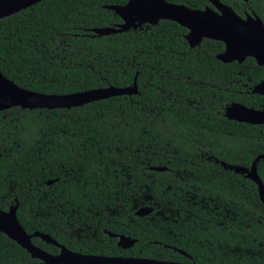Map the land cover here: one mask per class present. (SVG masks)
<instances>
[{"label":"trees","instance_id":"trees-1","mask_svg":"<svg viewBox=\"0 0 264 264\" xmlns=\"http://www.w3.org/2000/svg\"><path fill=\"white\" fill-rule=\"evenodd\" d=\"M128 1L44 0L0 20V71L20 88L66 95L138 85L136 95L70 110L1 112L0 211L18 203L27 233L80 254L190 262L183 251L196 264H264L258 187L221 166L250 168L264 155V125L224 116L232 103L264 109V96L250 89L264 81V67L252 58L224 64L222 42L191 48L188 30L167 20L97 35L122 24L106 7ZM219 1L264 22V0ZM257 169L264 184V159ZM147 206L154 212L138 218L136 208ZM104 229L137 244L123 250L97 234ZM33 243L60 253L39 238ZM33 262L0 233V264Z\"/></svg>","mask_w":264,"mask_h":264},{"label":"water","instance_id":"water-1","mask_svg":"<svg viewBox=\"0 0 264 264\" xmlns=\"http://www.w3.org/2000/svg\"><path fill=\"white\" fill-rule=\"evenodd\" d=\"M44 0H0V20L9 18ZM212 7L203 10L192 9L180 4H172L166 0H129L124 6H108L122 24L117 27L96 29L99 36L120 34L143 25L157 26L161 21H172L188 30L185 39L191 48L200 46L204 40L222 42L225 46L223 53L217 59L224 64L237 62L243 64L248 58L264 67V22L255 14L239 16L231 7L219 0H208ZM248 2V0H245ZM138 94L137 79L133 85L126 88L109 87L66 95H46L25 90L8 80L0 71V113L15 107L23 110H56L83 107L96 101L106 100L118 96H132ZM253 94L264 96V81L254 86ZM225 118L238 123L253 126L264 125V109L249 108L240 103L229 105L224 114ZM264 155L258 156L250 168L228 165L221 166L226 170L245 176L253 181L257 187L261 201L264 203V184L258 175V163ZM217 163H219L217 161ZM151 171L165 172V167H151ZM49 181L48 184H53ZM17 201V200H16ZM19 204H15L8 211H0V233L16 242L22 249L36 260L24 264H196L183 251H178L191 262H169L148 258L101 256L80 254L67 249L57 243L51 236L39 232L29 234L19 222L17 212ZM154 212L153 207H142L135 212L138 218H144ZM111 238L118 239V247L130 250L137 240L126 236L109 233ZM34 238L60 249L57 255L50 254L33 243Z\"/></svg>","mask_w":264,"mask_h":264},{"label":"flooded vegetation","instance_id":"flooded-vegetation-1","mask_svg":"<svg viewBox=\"0 0 264 264\" xmlns=\"http://www.w3.org/2000/svg\"><path fill=\"white\" fill-rule=\"evenodd\" d=\"M254 13H252V14H250V15H253ZM249 59V58H248ZM256 62V61H255ZM245 63V62H244ZM261 82V81H260ZM259 82V83H260ZM258 84V83H257ZM257 84H255V85H257ZM254 85V86H255ZM254 86H252V88H250L251 89V93H253V89H254ZM246 87H248V85H246ZM260 96V95H259ZM217 163V162H216ZM218 164V163H217ZM55 182V181H54ZM147 207H149V206H147ZM142 208V207H141ZM138 209H140V208H136V211L138 210ZM109 233H111V232H109L108 230H103V232H101V233H97L99 236L101 235V237L103 236V234H106V235H108L109 236ZM111 234H113V233H111ZM117 235H124V234H117ZM110 237V236H109ZM111 238V237H110ZM114 239H116V238H114ZM118 240V239H117ZM117 244H118V241H117ZM118 246V245H117ZM186 253V252H185ZM188 254V253H187ZM187 258V257H186ZM190 261V260H189ZM191 262V261H190ZM181 263H187V262H181Z\"/></svg>","mask_w":264,"mask_h":264}]
</instances>
